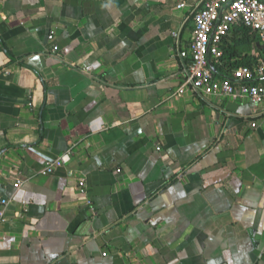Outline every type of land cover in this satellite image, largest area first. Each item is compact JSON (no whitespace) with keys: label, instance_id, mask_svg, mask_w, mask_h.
I'll return each mask as SVG.
<instances>
[{"label":"crops","instance_id":"obj_1","mask_svg":"<svg viewBox=\"0 0 264 264\" xmlns=\"http://www.w3.org/2000/svg\"><path fill=\"white\" fill-rule=\"evenodd\" d=\"M194 4L0 0V264H264V101L178 93Z\"/></svg>","mask_w":264,"mask_h":264},{"label":"built area","instance_id":"obj_2","mask_svg":"<svg viewBox=\"0 0 264 264\" xmlns=\"http://www.w3.org/2000/svg\"><path fill=\"white\" fill-rule=\"evenodd\" d=\"M182 2L179 6H184ZM193 31L189 48L178 51L183 63L179 73L182 80L178 93L186 91L197 95L222 94L233 98L244 97L255 103L264 101V58L251 66H238L230 76L217 79L210 62H219L222 55L220 45L230 31L245 26L254 32L264 46V0H195L192 10ZM53 51L58 46H53ZM255 126V123H252ZM69 160L65 152L54 160L47 161L42 173H51L56 166ZM22 184L17 180L15 189ZM80 189L85 188L84 178L79 179ZM11 199L0 193V223L7 220ZM25 204V202H22Z\"/></svg>","mask_w":264,"mask_h":264},{"label":"trees","instance_id":"obj_3","mask_svg":"<svg viewBox=\"0 0 264 264\" xmlns=\"http://www.w3.org/2000/svg\"><path fill=\"white\" fill-rule=\"evenodd\" d=\"M222 55L213 65L230 76L238 66H251L264 58V46L257 35L245 26L234 27L220 45ZM214 73V72H213Z\"/></svg>","mask_w":264,"mask_h":264},{"label":"water","instance_id":"obj_4","mask_svg":"<svg viewBox=\"0 0 264 264\" xmlns=\"http://www.w3.org/2000/svg\"><path fill=\"white\" fill-rule=\"evenodd\" d=\"M210 67H211L212 71H215V68H214V66L212 65L211 62H210Z\"/></svg>","mask_w":264,"mask_h":264}]
</instances>
